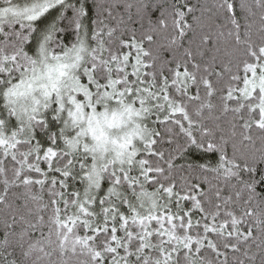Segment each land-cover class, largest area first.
<instances>
[{
	"label": "snow or ice",
	"instance_id": "obj_1",
	"mask_svg": "<svg viewBox=\"0 0 264 264\" xmlns=\"http://www.w3.org/2000/svg\"><path fill=\"white\" fill-rule=\"evenodd\" d=\"M0 264H264V0H0Z\"/></svg>",
	"mask_w": 264,
	"mask_h": 264
},
{
	"label": "trees",
	"instance_id": "obj_2",
	"mask_svg": "<svg viewBox=\"0 0 264 264\" xmlns=\"http://www.w3.org/2000/svg\"><path fill=\"white\" fill-rule=\"evenodd\" d=\"M191 3L196 4L197 0H191Z\"/></svg>",
	"mask_w": 264,
	"mask_h": 264
}]
</instances>
